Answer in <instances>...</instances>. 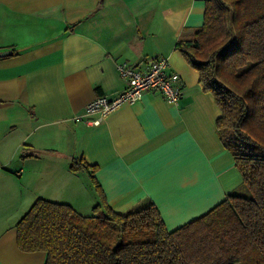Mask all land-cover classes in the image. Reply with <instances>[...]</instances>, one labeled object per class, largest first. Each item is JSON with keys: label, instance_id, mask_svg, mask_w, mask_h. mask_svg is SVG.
<instances>
[{"label": "crops", "instance_id": "obj_1", "mask_svg": "<svg viewBox=\"0 0 264 264\" xmlns=\"http://www.w3.org/2000/svg\"><path fill=\"white\" fill-rule=\"evenodd\" d=\"M203 15L200 0H0V264L45 263L16 244L15 224L36 199L92 214L98 194L72 162L93 166L114 212L152 203L167 231L241 186L214 97L176 48ZM158 57L180 77L177 106L146 91L96 127L74 123L93 98L124 88L117 62L143 70Z\"/></svg>", "mask_w": 264, "mask_h": 264}, {"label": "trees", "instance_id": "obj_2", "mask_svg": "<svg viewBox=\"0 0 264 264\" xmlns=\"http://www.w3.org/2000/svg\"><path fill=\"white\" fill-rule=\"evenodd\" d=\"M176 48L220 110L216 131L241 186L198 218L167 231L150 203L126 213L98 194L92 214L36 199L15 224L25 253L44 264H264V0H205L202 25Z\"/></svg>", "mask_w": 264, "mask_h": 264}, {"label": "built area", "instance_id": "obj_3", "mask_svg": "<svg viewBox=\"0 0 264 264\" xmlns=\"http://www.w3.org/2000/svg\"><path fill=\"white\" fill-rule=\"evenodd\" d=\"M115 67L119 78L125 84L124 88L113 97L100 95L93 98L85 105L82 114L72 118L74 123L96 127L121 106L140 101L146 91L159 93L173 106L179 104L182 98L180 77L176 73L168 72L169 63L166 58L150 60L143 70H138L124 61L117 62ZM94 115L97 117L92 118Z\"/></svg>", "mask_w": 264, "mask_h": 264}, {"label": "water", "instance_id": "obj_4", "mask_svg": "<svg viewBox=\"0 0 264 264\" xmlns=\"http://www.w3.org/2000/svg\"><path fill=\"white\" fill-rule=\"evenodd\" d=\"M9 52H0V57L7 55Z\"/></svg>", "mask_w": 264, "mask_h": 264}]
</instances>
